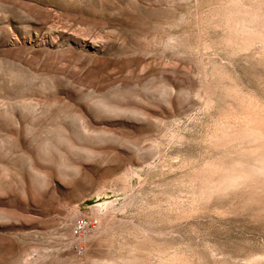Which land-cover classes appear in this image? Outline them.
<instances>
[{
	"label": "rangeland",
	"instance_id": "1",
	"mask_svg": "<svg viewBox=\"0 0 264 264\" xmlns=\"http://www.w3.org/2000/svg\"><path fill=\"white\" fill-rule=\"evenodd\" d=\"M233 7L0 0V264H264V176L223 181L264 132Z\"/></svg>",
	"mask_w": 264,
	"mask_h": 264
},
{
	"label": "bare ground",
	"instance_id": "2",
	"mask_svg": "<svg viewBox=\"0 0 264 264\" xmlns=\"http://www.w3.org/2000/svg\"><path fill=\"white\" fill-rule=\"evenodd\" d=\"M241 1L242 0H231V3L234 5V7L232 8V10H234V13L237 12V13H242L243 15V20L244 21H248L246 23H242L240 27V30L239 32L242 31V36H243V32L246 33V37L248 35V37L245 39L244 38V42L246 40V44H252L253 42L254 43H260V45L262 44L264 46V14H261V15H258V13H255L254 11H248V9L246 8H243L241 9L239 6L241 4ZM253 0H251L252 2ZM254 1H257V0H254ZM250 2V1H249ZM258 2V1H257ZM253 3V2H252ZM252 5V4H250ZM249 6V5H248ZM250 7V6H249ZM260 7V6H259ZM240 8V9H239ZM248 8V7H247ZM252 8V7H251ZM250 8V9H251ZM235 9H238L235 11ZM254 9V8H253ZM263 11V10H262ZM226 13V12H225ZM227 14V13H226ZM230 17V16H229ZM236 19V18H235ZM241 23V22H240ZM248 23V24H247ZM253 23V26L252 24ZM234 27V26H233ZM235 30V29H234ZM233 30V31H234ZM241 36V35H240ZM240 38V37H239ZM241 39V38H240ZM243 41V40H242ZM233 42V41H232ZM244 42H242L244 44ZM241 43V42H240ZM242 44V45H243ZM250 44V45H251ZM250 45H247V46H250ZM253 45V44H252ZM262 46V47H263ZM260 48V47H259ZM263 50V49H262ZM251 106V105H249ZM252 107V106H251ZM246 109V107H245ZM250 109V108H249ZM251 112V111H250ZM263 112V111H262ZM252 113V112H251ZM256 113V112H255ZM244 114V113H243ZM249 114V113H248ZM262 114V113H261ZM258 115V113H257ZM245 116V115H244ZM258 117V116H257ZM245 118V117H244ZM251 118L253 117H250V121H251ZM261 118H259L258 120H260ZM248 120V119H246ZM245 120V123L247 122ZM254 120V119H252ZM257 120V118H256ZM261 121V120H260ZM244 123V124H245ZM257 123V122H256ZM256 123L253 124V125H249L247 127V129L243 132H239L238 134H244L245 135V138L249 136V138L251 137L252 138V143H254L250 148H248V151L246 150L244 154H246V156H248V160L247 162H244V163H235L233 164L234 166H231L230 168H228L226 170V172L224 171L223 173V181H225L224 183L226 184L229 183V184H232L239 178H244V176L246 177V175H263L264 176V132L263 130L261 129H257L255 126H256ZM238 124V123H237ZM261 127V126H260ZM263 127V126H262ZM244 128V127H243ZM264 128V127H263ZM234 133V132H233ZM236 133V132H235ZM234 133V134H235ZM233 134V135H234ZM241 134V136L243 137V135ZM225 135V133H224ZM232 136V134H230ZM237 136H240V135H237ZM240 136V138H241ZM233 137V136H232ZM228 138V137H227ZM231 138V137H230ZM239 139V137H237ZM244 138V137H243ZM244 138V139H245ZM246 138V139H247ZM242 139V138H241ZM232 140V139H231ZM235 140V139H233ZM236 141V140H235ZM238 141V140H237ZM246 141V140H245ZM251 143V142H250ZM247 152V153H246ZM239 154V153H238ZM245 156V157H246ZM244 157V158H245ZM247 158V157H246ZM238 161V160H236ZM232 162V161H231ZM221 169V168H220ZM219 169V171H220ZM218 171V170H217ZM221 172V171H220ZM212 173V172H211ZM221 177V176H220ZM222 178V177H221ZM264 178V177H263ZM247 179V178H246ZM218 180V179H217ZM264 181V180H263ZM262 181V182H263ZM207 182V181H205ZM209 184V182H207ZM214 183V182H213ZM212 183V184H213ZM222 182V185L224 184ZM211 184V186H212ZM235 184V183H234ZM207 186V184H206ZM217 186V185H216ZM208 187V186H207ZM214 187V186H213ZM99 209V208H98ZM98 212V211H97ZM173 255V254H172ZM171 256V255H170ZM165 258V257H164ZM173 258V259H172ZM171 259H168L170 260V263L172 262L171 260H173V263L176 264V260H174V256L172 257ZM162 258H160L161 260ZM167 259V258H166ZM166 259H162V260H166ZM168 259L166 260V262L168 261ZM161 260V261H162ZM175 261V262H174ZM165 261H162V263H166ZM169 262V261H168ZM179 262V261H178ZM177 262V264H179ZM169 263V264H170ZM157 264V263H156ZM168 264V263H167ZM172 264V263H171Z\"/></svg>",
	"mask_w": 264,
	"mask_h": 264
},
{
	"label": "built area",
	"instance_id": "3",
	"mask_svg": "<svg viewBox=\"0 0 264 264\" xmlns=\"http://www.w3.org/2000/svg\"><path fill=\"white\" fill-rule=\"evenodd\" d=\"M98 225L97 218H86L80 217L78 218L74 224L72 225L71 234L74 238V251L81 255L83 253L84 247L79 243V240L82 236L87 234L88 232L94 230Z\"/></svg>",
	"mask_w": 264,
	"mask_h": 264
}]
</instances>
